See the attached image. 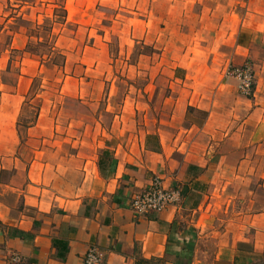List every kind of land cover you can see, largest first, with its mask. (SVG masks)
<instances>
[{
  "label": "rangeland",
  "instance_id": "1",
  "mask_svg": "<svg viewBox=\"0 0 264 264\" xmlns=\"http://www.w3.org/2000/svg\"><path fill=\"white\" fill-rule=\"evenodd\" d=\"M203 10L186 0H0V166H6L0 169V183L22 180L26 164L50 160L66 180L60 182L62 189L68 184L74 189L82 177L79 193L85 194L100 152L112 158L118 148L121 157L135 134L159 127L179 132L195 125L186 135L200 145L208 142L204 132L195 138L204 125L244 131L257 124L253 116L264 117V37L244 61L233 62L227 39L204 32L217 23L196 20ZM206 60L212 68L207 63V69ZM244 63L254 71L253 94L237 90L235 96L225 95L224 79L237 82L227 70ZM185 76L205 79L197 87L176 81ZM196 88V96L204 91L209 96L186 110L188 101L178 107L175 97L190 96ZM204 102L213 113L208 120L206 112L193 108ZM255 109L263 111L253 114ZM209 150L216 178H231L233 166L216 162L224 154L230 159L233 150L207 145L201 152ZM251 153L264 158V147ZM15 160L20 172L11 167ZM252 168L257 167L241 171ZM226 182L225 190L218 184L209 207L195 197L196 207L188 203L178 217V227L193 238L191 254L196 251L206 264L220 263L214 260L223 251L216 237L240 218V205L231 199L236 190L246 198L253 191L257 202H264L257 181L241 187ZM12 200L7 192L4 201ZM199 217L207 224L202 232L193 225Z\"/></svg>",
  "mask_w": 264,
  "mask_h": 264
},
{
  "label": "crops",
  "instance_id": "2",
  "mask_svg": "<svg viewBox=\"0 0 264 264\" xmlns=\"http://www.w3.org/2000/svg\"><path fill=\"white\" fill-rule=\"evenodd\" d=\"M186 3L204 8L195 14L196 20L217 23L216 29L205 26L204 32L210 36L215 32V36L219 34L223 40L227 39L229 59L233 62L244 61L264 37V0H186ZM224 53L222 55L228 57V53ZM207 63L212 68V61L206 60L205 65ZM188 79L187 76L176 81L197 87L205 78L194 76L190 81ZM224 80V86L229 89L228 93L224 90L225 95L235 96L239 91L238 81ZM196 94L197 88L190 96L175 97L178 107L188 101L184 107L186 110L194 101L209 96L205 91L202 95ZM205 104L207 102L195 104L196 108H193L197 113L206 112L208 120L213 113L210 104L208 107ZM260 111L263 110L255 109L253 114ZM253 117L258 118L255 120L257 124L244 131L227 129L223 125L216 128L204 125L195 138L204 132L208 142L200 145L187 138L195 125L179 132L159 127L154 132L135 134L125 148L122 147L124 153L121 157L116 155L118 148L112 158L107 157L104 149L100 152L92 167L90 191L85 194L79 193L83 186L79 187L82 177L74 189L68 184L69 194L66 193V188L60 186V182L66 180L57 173L59 166L51 164L50 160L26 164L22 180L10 185L0 183L9 188V191H0V264H84L85 255L91 248L102 255L100 264H145L143 261H150L148 264H206L203 263L205 259L199 260L194 254L196 251L190 256L182 255L183 250L177 251L178 247H184V239H187L186 230L178 227V217L188 203L195 206V197H202L204 205L209 207L214 190L218 184L225 190L227 180L239 184V187L242 182L257 181L258 186L264 188V173L260 172L264 158L253 157L251 153L264 147V117ZM206 134L211 137L207 138ZM207 145L209 149L217 146L221 150H233L230 159L224 154L216 162L218 166H233L231 178H216L211 168L215 158L210 156V150L201 152ZM244 151H247L245 155ZM17 161L11 167L20 172L22 166ZM249 166L257 167L254 168L256 173L253 168L248 173L241 171ZM5 168L4 164L0 166V169ZM51 176H54L53 181ZM154 177H159L166 187L178 188L181 201L179 205L160 212L138 216L131 211L129 200L133 193L147 187ZM7 192L14 199L12 202L4 201ZM237 192L240 193L239 189L231 199L240 205L236 213L240 218H235L236 224L222 230L216 237L217 244L223 248L219 255H215L214 260L219 264H248L252 254L264 255V202L258 203L257 193L253 191L247 198ZM193 225L201 232L207 226L200 217ZM55 239L65 246V251L54 245ZM242 246L250 251L247 253ZM58 252L64 256L60 257ZM15 255L17 261L13 260Z\"/></svg>",
  "mask_w": 264,
  "mask_h": 264
},
{
  "label": "built area",
  "instance_id": "3",
  "mask_svg": "<svg viewBox=\"0 0 264 264\" xmlns=\"http://www.w3.org/2000/svg\"><path fill=\"white\" fill-rule=\"evenodd\" d=\"M229 76L238 81V89L243 95L249 96L254 91V71L249 63L230 67L227 70ZM181 191L178 188H169L163 185L159 177H154L149 185L132 194L129 206L138 216H146L150 213L160 212L168 207L179 205ZM17 261L18 256H13ZM102 255L95 248H91L85 255L84 264H100Z\"/></svg>",
  "mask_w": 264,
  "mask_h": 264
},
{
  "label": "trees",
  "instance_id": "4",
  "mask_svg": "<svg viewBox=\"0 0 264 264\" xmlns=\"http://www.w3.org/2000/svg\"><path fill=\"white\" fill-rule=\"evenodd\" d=\"M181 198H182V195H181ZM59 243V244H58ZM54 245L56 247H58V249L60 251H65V246H61V242L60 241H57L56 239L54 240ZM184 247H182V249H180V247L177 248V251H181V254L184 255V254H188V256L192 255V241L191 240H187V239H184ZM180 249V250H179ZM58 255L60 257H63L64 255L61 253V252H58ZM255 257L256 258H259L260 260L258 261H255L253 259L249 260L248 264H264V255H261V254H255ZM143 263L145 264H148L150 263V261H143ZM142 264V263H141Z\"/></svg>",
  "mask_w": 264,
  "mask_h": 264
}]
</instances>
